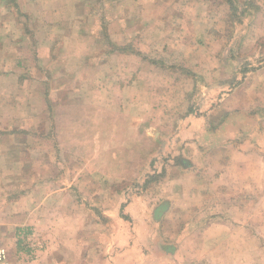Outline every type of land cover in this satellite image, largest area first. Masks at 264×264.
<instances>
[{
  "label": "crops",
  "instance_id": "0c3cea01",
  "mask_svg": "<svg viewBox=\"0 0 264 264\" xmlns=\"http://www.w3.org/2000/svg\"><path fill=\"white\" fill-rule=\"evenodd\" d=\"M182 1L132 0L135 40L142 26L152 28L145 40L161 41L165 28L175 24L169 10L196 8L192 21L199 23L201 1ZM207 1L217 10L214 0ZM247 1L238 23L250 17L254 27L263 28L264 0ZM220 8L235 21L227 5ZM214 9L210 16L216 22ZM135 10L162 14L139 21ZM76 12L78 0H0V26L11 28L5 37L10 54L0 39V57L10 59L0 62V241L1 234L15 241L2 246L9 264H250V251L264 249L259 239L249 238V203L264 202V131L254 127L249 135L246 128L251 118L257 122L251 112L264 107V100L250 101L245 109L232 93L219 102L207 101L208 110H190L176 122L178 132L169 147L148 152L156 162L145 155L137 168L132 156L138 148L126 160L124 154L118 157L120 145L111 146L118 145L121 122L107 109L102 113L101 101H94L99 116L83 114L88 104L83 101L73 106L72 46L80 44L77 58L88 60L82 46L87 35L82 30L72 34ZM212 58L223 60L209 69L230 71L227 52ZM11 70L19 77L10 84L14 72H9L5 83L4 72ZM22 106L23 119L4 118ZM74 107L80 110L73 113ZM147 121L153 125L152 116ZM94 155L96 172L89 165ZM10 224L13 236L7 234ZM252 263L263 262L257 257Z\"/></svg>",
  "mask_w": 264,
  "mask_h": 264
},
{
  "label": "rangeland",
  "instance_id": "374dc122",
  "mask_svg": "<svg viewBox=\"0 0 264 264\" xmlns=\"http://www.w3.org/2000/svg\"><path fill=\"white\" fill-rule=\"evenodd\" d=\"M187 1L189 2V0H183L182 3H188ZM200 1L203 5L199 23L197 20L192 21V15L198 11L196 8L194 10L190 7L188 11L169 10V21L175 22V24L173 27L165 28L166 32L164 33L167 34L161 38V41L153 42L149 38L145 40L144 36L146 32L149 34L152 32L151 27L143 29L142 26H138L141 29L138 41L132 35V33L136 34L132 31V24L136 23L132 16V0H78L77 16L74 13L75 20L78 21L72 28V34L76 37L78 31L82 30L83 34L87 35L86 42L82 46L84 50L88 51L86 52L88 60L85 62L78 60L77 57L81 53L80 44L72 46L73 57L72 61L70 59L69 77L73 81L71 83L73 106L77 102L83 101L85 104L88 103L86 110L85 106L83 107V114L99 116L101 111L94 101H101L102 113L104 109H107L106 114L118 118L117 120L121 122L119 123L121 126L120 139L117 138L115 141L118 145L115 143L110 145L118 147L120 145L121 154L118 157L124 159V154L127 157L126 160H129L128 152L133 154L138 148V151L132 156V162L137 168H140L145 155L151 156L148 154L149 151L157 152V147L164 150L169 147L176 136L174 133L178 132L179 126L176 122L184 118L190 110H198L199 107L202 109L203 104L207 101L219 102L232 93L236 95L234 96L235 100H242L241 104L245 109L246 103L250 101L258 104L261 99L264 100V25L263 28L254 27L250 17L244 18L241 24L238 23L243 15L245 5L248 7L250 2L230 0V3L229 0H214L217 10L214 7L213 9L217 14L219 13L215 22L211 17L214 16L212 4L210 8L209 1ZM226 5L230 8L227 11L229 16L235 21H229V17L224 16L225 11L221 10L224 8L220 7ZM135 13L141 15L139 21L141 19L143 21L144 18L153 14L159 16L162 14L161 11L142 13L138 10H135ZM176 15L179 17L174 20ZM182 15L190 19L184 21L185 18L181 19ZM9 29L11 28L6 25L0 26L3 51H7L8 54L11 52L8 51L5 40L11 34ZM262 29L263 35L260 34ZM215 32L217 38L214 40ZM23 44L21 47L26 44L28 50L29 44ZM117 46L124 47L125 50L120 52ZM218 52H227L228 54L226 61L230 71L226 74L223 71L218 72L217 68L215 71L209 69V67L215 66L218 61L223 60L212 58ZM209 53H211V59H208ZM5 59L0 57V62L9 63L10 59L8 60L7 57ZM16 60V58L13 59L14 62H18ZM84 65L86 68H83ZM22 66H25V70L32 71L31 68H28L29 65L22 64ZM9 72H14L10 73L11 76L9 75L11 84L19 75L14 70L4 72L7 74L4 76L5 83L8 81ZM20 72L25 71L20 70ZM30 76L33 78V75ZM219 87L224 91H220ZM152 104L159 105L154 107ZM14 109L19 111L13 113V110H10V114H6L4 118L20 119L26 108L22 106ZM203 109L208 110L209 107L203 106ZM78 110L80 108L74 107L73 113ZM254 110L251 114L254 116L257 114L258 117L256 118L257 122L251 118L250 123L247 124L249 128L246 129H249V135L253 134L251 129L254 127L264 131V107ZM150 116L153 117V125L147 121ZM130 117L136 121L129 120ZM160 118L166 120L165 123H160ZM146 124L148 125L147 130H145ZM59 142L58 140V144ZM90 144H96V140H92ZM143 148H146V151H141ZM166 156L171 157L170 154ZM89 157L91 159L89 165L93 164L92 170L96 172L94 168H98L99 162L96 159L97 155ZM151 159L156 162L157 157L151 156ZM100 161L104 162L105 160L101 159ZM7 176L10 175L7 174ZM125 187H121V191ZM1 188L2 185H0V190ZM11 192L15 194L17 189ZM262 192L264 200V189ZM108 204H111V201ZM249 204L250 242L257 238L259 243L264 245V202ZM111 205L110 209L114 203ZM239 224L238 222L237 225ZM10 227L12 232L9 231L7 234L13 236L14 226L10 224ZM257 228L259 234L256 232ZM251 231L254 232L253 237ZM1 236L3 239L0 241V246L5 247L4 244L13 245L15 243L13 238H9L5 234H1ZM257 257L264 264V249L259 252L250 251V264L256 261Z\"/></svg>",
  "mask_w": 264,
  "mask_h": 264
},
{
  "label": "built area",
  "instance_id": "2783aa9c",
  "mask_svg": "<svg viewBox=\"0 0 264 264\" xmlns=\"http://www.w3.org/2000/svg\"><path fill=\"white\" fill-rule=\"evenodd\" d=\"M0 264H9L7 250L2 246H0Z\"/></svg>",
  "mask_w": 264,
  "mask_h": 264
},
{
  "label": "trees",
  "instance_id": "16d2710c",
  "mask_svg": "<svg viewBox=\"0 0 264 264\" xmlns=\"http://www.w3.org/2000/svg\"><path fill=\"white\" fill-rule=\"evenodd\" d=\"M229 1H230V0H229ZM230 3H231V1H230ZM117 47H119V46H117ZM123 48H124V47H122V48H121V47H119V48H118V51H120V52H121V51L125 50V49H123Z\"/></svg>",
  "mask_w": 264,
  "mask_h": 264
}]
</instances>
